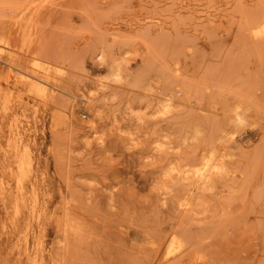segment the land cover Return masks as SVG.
<instances>
[{"label": "rangeland", "instance_id": "rangeland-1", "mask_svg": "<svg viewBox=\"0 0 264 264\" xmlns=\"http://www.w3.org/2000/svg\"><path fill=\"white\" fill-rule=\"evenodd\" d=\"M0 264H264V0H0Z\"/></svg>", "mask_w": 264, "mask_h": 264}]
</instances>
